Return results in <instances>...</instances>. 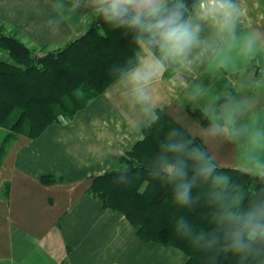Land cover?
Returning <instances> with one entry per match:
<instances>
[{"label": "crops", "instance_id": "obj_1", "mask_svg": "<svg viewBox=\"0 0 264 264\" xmlns=\"http://www.w3.org/2000/svg\"><path fill=\"white\" fill-rule=\"evenodd\" d=\"M232 2L230 29L206 18L201 3L194 8L186 20L199 26L198 42L170 76L141 45L135 67L73 119L10 143L0 165V264H186L180 249L143 241L90 187L118 166L160 109L200 138L218 166L264 172V0ZM98 9L95 0H0V26L32 48L55 49L86 32ZM154 60L163 68L140 101L130 75ZM189 109H202L210 122ZM5 134L0 127V143Z\"/></svg>", "mask_w": 264, "mask_h": 264}, {"label": "trees", "instance_id": "obj_2", "mask_svg": "<svg viewBox=\"0 0 264 264\" xmlns=\"http://www.w3.org/2000/svg\"><path fill=\"white\" fill-rule=\"evenodd\" d=\"M201 0H168L179 4L186 19ZM146 34L135 27L106 22L100 13L86 32L63 47L32 48L0 26V165L10 143L19 135L35 138L53 123L69 121L131 71ZM166 65V76L177 62L163 60L157 47L148 46ZM189 112L203 125L211 118L197 109ZM142 137L118 166L95 176L90 191L105 207L122 212L137 227L145 242L175 247L187 256L186 264H264V239L257 238L245 252L230 249L234 219L264 205V172L220 167L193 137L164 110L142 128ZM178 146L169 151V146ZM197 149L203 160L192 158ZM183 168V178L166 168ZM210 166V175L200 170ZM46 182L51 176L42 178ZM191 184L187 203L177 194Z\"/></svg>", "mask_w": 264, "mask_h": 264}, {"label": "clouds", "instance_id": "obj_3", "mask_svg": "<svg viewBox=\"0 0 264 264\" xmlns=\"http://www.w3.org/2000/svg\"><path fill=\"white\" fill-rule=\"evenodd\" d=\"M99 11L106 22L118 21L120 25L135 27L146 34V38L137 42L142 46L157 47L163 60L182 62L198 42L199 26L193 25L184 18V11L179 4L168 6L166 0H95ZM200 7L205 17H210L222 29L234 26L236 5L232 0H201ZM157 67L163 68L160 60L143 62L130 75L129 82L140 101L148 99L146 88L157 75ZM215 129L214 131H225ZM178 146H169V151H175ZM192 158L199 161L204 154L194 149ZM173 177L183 178L186 174L183 168L169 165L166 168ZM210 175L211 167L200 170ZM182 190L177 194L179 203L188 202L191 184L180 186ZM234 219L239 227L233 232L230 249L234 252H245L257 238L264 239V205L248 212L246 215L236 216Z\"/></svg>", "mask_w": 264, "mask_h": 264}, {"label": "rangeland", "instance_id": "obj_4", "mask_svg": "<svg viewBox=\"0 0 264 264\" xmlns=\"http://www.w3.org/2000/svg\"><path fill=\"white\" fill-rule=\"evenodd\" d=\"M0 57H2V58H7V53L6 52H4L3 50H1L0 49ZM231 89H229V92H228V96H231V97H233L236 93H237V88H233V84H231ZM226 90V89H225ZM237 90V91H236ZM216 104V106H215V108H214V111H216V112H218V109H219V105L220 104H222L221 103V101H219L218 103H215ZM200 110H202V109H200ZM203 111V110H202ZM210 118H211V116L208 114V113H206ZM217 114V113H216Z\"/></svg>", "mask_w": 264, "mask_h": 264}]
</instances>
